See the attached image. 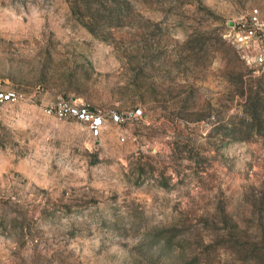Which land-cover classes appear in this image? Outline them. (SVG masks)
I'll return each instance as SVG.
<instances>
[{
  "label": "rangeland",
  "instance_id": "rangeland-1",
  "mask_svg": "<svg viewBox=\"0 0 264 264\" xmlns=\"http://www.w3.org/2000/svg\"><path fill=\"white\" fill-rule=\"evenodd\" d=\"M253 5L0 0V264H264Z\"/></svg>",
  "mask_w": 264,
  "mask_h": 264
},
{
  "label": "built area",
  "instance_id": "built-area-1",
  "mask_svg": "<svg viewBox=\"0 0 264 264\" xmlns=\"http://www.w3.org/2000/svg\"><path fill=\"white\" fill-rule=\"evenodd\" d=\"M226 36L235 45L239 55L258 72H264V7L250 6L239 16L228 21ZM10 93L0 92V98H10ZM65 111L76 114L89 121L90 133L97 136L101 133L106 117L98 112H89L85 107H67ZM141 108L136 107L124 113L112 112L110 119L122 121L130 116H138Z\"/></svg>",
  "mask_w": 264,
  "mask_h": 264
}]
</instances>
